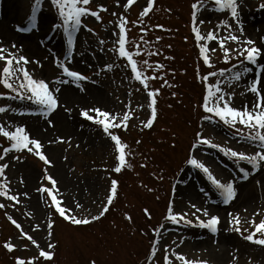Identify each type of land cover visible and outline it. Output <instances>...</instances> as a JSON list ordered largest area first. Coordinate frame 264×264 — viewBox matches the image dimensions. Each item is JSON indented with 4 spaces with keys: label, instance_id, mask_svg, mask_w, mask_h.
<instances>
[{
    "label": "rangeland",
    "instance_id": "1",
    "mask_svg": "<svg viewBox=\"0 0 264 264\" xmlns=\"http://www.w3.org/2000/svg\"><path fill=\"white\" fill-rule=\"evenodd\" d=\"M194 2L154 0L153 10L141 16L147 0H135L131 6H127L126 0H91L87 6L91 10L99 11L103 5L107 11L100 12V19L91 15L82 18L80 29L73 33V48L64 29L54 27L61 18L51 0H43L37 28L27 33L18 27L27 26L35 0H0V47L17 57H27L29 63L24 67L32 77L48 81L54 90L65 84L62 80L80 91L94 88L101 97L88 102V109L109 111L118 117L117 123L124 114L130 115L126 127L111 129L113 135L120 136L128 145L126 164L116 172L115 168L120 166L118 153L102 126L87 120L82 111L76 113L78 130L86 137L68 140L72 139L69 133L57 131L54 118L40 105L14 98L17 93L0 83V94H3L0 107L7 109L0 113V125L10 131L26 127L33 138L42 137L39 139L42 150L51 161L50 165L45 164L27 150H13L5 156L4 149L11 142L0 135V156H3L0 163L8 164L5 176L9 194L17 195L20 200L16 204L0 196V203L6 205L0 208V264H17L16 258L26 262L36 258L34 264H91L92 261L95 264H167L168 258L172 264H183L176 260L177 253L208 264H264V246L244 238L254 231L253 221L258 224L264 220V163L256 171L246 161L226 156L217 148L196 147L203 136L249 155L260 150L258 142L244 138L255 130L240 124L230 128L216 118L207 119L210 114L203 108V98L207 85L219 81L230 94L226 98L233 107L250 108L254 103L255 94L249 87L256 76L264 83L261 67L264 66V8L260 7L264 0H240L239 24L228 11L217 10L211 0H203V10L194 22L191 7ZM121 17L127 20V50L135 54L134 59L146 76L156 77L148 80L147 90L135 79L126 58L116 63L120 57L117 25ZM225 20L230 28L219 26ZM194 26L205 37L215 31L220 37L233 34L240 40L228 39L224 48L217 40L198 41ZM248 39L262 51L256 65L237 52ZM202 45L209 48L211 67L203 60ZM225 48L232 50L228 62ZM57 60L66 62L88 79L78 86L63 74ZM145 60L152 67L145 65ZM109 64L111 68L107 67ZM161 64L163 68L156 67ZM4 67L5 62L0 60V72ZM13 67L17 65L14 63ZM245 67L253 71L245 73ZM222 69L224 76L219 75ZM213 71L217 73L215 77L203 79ZM236 71L243 73L241 78L229 81ZM19 75L20 80L12 81L15 87L23 80V74ZM157 89V116L149 128L146 123L151 118L152 104L148 92ZM20 91L29 94L24 89ZM32 128L39 133L31 132ZM47 133L50 136H45ZM192 156L204 162L222 182L235 181L236 196L230 203L225 204L206 176L187 163ZM59 164L65 168L63 180L57 173ZM241 168L251 173L247 179L243 178ZM49 175L57 182L58 192L54 194L62 199V206L72 209L78 218L100 213L113 180L118 182L117 195L99 220L74 225L56 212L47 193L38 191L53 187L47 179ZM0 182H4L3 177ZM187 183L190 188H185ZM77 203L82 207L77 208ZM192 204L220 217L218 232L199 227L198 223L176 224L166 218L171 205L175 212L187 213L188 219L196 221L199 216L206 220ZM9 216L33 237L39 248L22 236ZM236 216L240 219L238 226L234 223ZM49 224L51 228L47 227ZM257 238H261L259 234ZM6 243L15 245L14 249L8 251ZM48 244L55 247L50 249ZM153 246L157 248L155 256L151 255ZM41 249L53 252V258L40 257Z\"/></svg>",
    "mask_w": 264,
    "mask_h": 264
},
{
    "label": "snow or ice",
    "instance_id": "2",
    "mask_svg": "<svg viewBox=\"0 0 264 264\" xmlns=\"http://www.w3.org/2000/svg\"><path fill=\"white\" fill-rule=\"evenodd\" d=\"M135 0H126L127 6H131ZM213 5L216 7L217 10L220 12L228 11L230 16L234 18L239 24V2L240 0H211ZM51 3L58 9V16L61 18V22L54 25V27L59 30L63 28L64 31L67 33V39L70 47L74 48V36L73 33L77 32L82 24V18L91 15L100 19V12L107 11V9L101 5L99 11H93L89 7H87L91 0H51ZM43 4V0H35V3L32 8L31 16L27 22L26 27H18V30L21 32H31L32 30L37 28V16L38 12L41 9ZM203 0H196L192 4V17L193 21L195 22L197 18V14L203 10ZM154 7V0H147V7L143 9L141 12V16H146L153 10ZM261 8H264V4L260 5ZM115 15V14H114ZM203 23V22H201ZM127 20L123 17L120 18L119 23L117 25L119 30V37H118V54L120 57L126 58L131 71L135 74V79L140 81L145 89L147 90L148 80L155 79L156 77H148L145 73L141 70L138 66V62L134 59V53L127 50V29H126ZM224 27H231L230 24L227 23V20L223 21L221 25ZM157 27L163 28V25H157ZM193 31L195 33V37L198 41L201 40H208L213 41L217 40L219 42L220 47H225L226 40L230 39L232 41H239L240 38L236 35L230 34L228 37H220L216 34L215 31H210L207 36L205 37L199 28L193 27ZM242 32V26L240 28ZM159 39V38H158ZM103 43V41H101ZM16 46L13 45V48ZM115 50V49H114ZM214 51V49L212 50ZM232 50L225 48V61L228 62L229 60V53ZM7 54L5 55V53ZM201 55L203 60L209 67H211L210 57L208 55L209 48L207 45H202L200 48ZM238 55L245 56L247 62L252 65H256L258 60L262 54L260 48L255 46V42L251 39L244 41L241 48L237 50ZM68 58H65L67 60ZM0 60L5 62V67L0 72V83H2L7 89H11L13 92L17 93V97L20 99H28L33 101L35 104L40 105L47 114H51L59 107V100L56 93L59 89H52L49 86V82L44 79H36L32 77V75L28 72L27 68L24 65L29 63L28 58L25 56H15L11 51H8L2 47H0ZM17 65V67H13V64ZM38 63V62H37ZM148 67H152V65L148 64V61L145 60L143 62ZM243 63V62H241ZM57 66L62 70L63 74L66 77L71 78L72 82H75L79 86V82L85 81L88 79L83 73L77 70H72L66 62H62L60 60L56 61ZM111 68L112 65L109 64L107 66ZM157 68H163L164 66L156 65ZM262 67V72H264V66ZM253 69L251 67H245L244 72H252ZM20 73L23 74V80L20 82L19 87H15L12 83L13 79L20 80ZM225 70H220L219 75L224 76ZM217 75L216 72H210L206 76L203 77L204 80H208L209 77H215ZM243 75L242 72L236 71L230 76L228 79L231 80H239ZM62 83H67L68 81L62 80ZM20 89H24L27 93L25 95ZM264 83H262L261 77L256 76L251 83L249 90L255 94V101L249 108L248 106H244L243 108H236L233 107L231 104L230 99L226 98L229 96V93H226L224 89L221 87V82L217 81L215 84L209 83L207 85L206 95L203 98V108L204 110L210 114L207 119L212 120L213 118L218 119L224 125L230 128H236L237 124L243 125L244 127L255 130L254 132L250 131L247 136H244L245 139L252 140L254 142L259 143V151L255 152L254 154H246L244 152H238L231 147H224L212 142L210 139L201 136L198 140L196 147L199 145H207L209 148H217L221 152H223L226 156L231 158L246 161L248 164L252 165L253 169L259 171L260 166L264 163ZM157 90H152L148 92V96L151 97V104H152V111H151V118L147 121L146 126L151 128L154 120L157 116L156 110V99L155 97L158 94ZM3 94H0L2 96ZM234 95V94H233ZM7 111L5 107H0V113ZM90 112L95 113V115L90 114ZM87 120L93 121L94 123L102 126L103 131L110 137V139L114 142L116 151L118 153V161L119 167L115 168L116 172H120L121 168L126 164V149L128 145L124 143L120 136L113 135L111 129L120 128L122 126L126 127V122L130 119L129 114H124L121 122L117 123L118 117L110 113L109 111H103L99 108L94 109H86L83 110L81 113ZM239 131V129H237ZM0 135L7 138L11 143L8 148L4 149V155L6 156L9 152L15 151H23L27 150L30 153H34L38 156L40 160H42L45 164H51V161L43 152V145L39 139H35L31 136V134L27 131L26 127H16L15 130H5L3 125H0ZM241 135L243 133L241 132ZM61 142L63 140L61 139ZM3 159V156H0V160ZM19 159V157H16ZM187 163L192 167L198 169L202 172L207 180L213 185L219 192V195L222 197L223 202L225 204L230 203L236 196V188H235V181L233 182H222V180L218 179L212 172V170L201 160L197 159L195 156H192L188 159ZM8 168L7 163H0V177L4 178V182H0V196L7 197L11 201H15L16 204L20 202L19 197L17 195H10L9 194V187L7 183V177L5 176V169ZM240 171L244 174L243 178L247 179L248 176L251 174L246 169L241 168ZM47 179L51 182L53 187H42L38 189V191L45 192L48 194L52 201V205L54 206L56 212L68 222L74 225H87L92 223L93 221L99 220L111 206L113 199L117 195V185L118 182L113 180L110 188V194L107 197L106 204L102 207L100 213L98 215H94L89 217L78 218L74 213L73 210L62 206L63 201L62 199L58 198L57 194L54 192H58L56 189V180L51 176H47ZM193 208L196 209V212L202 213L204 217L207 219H201L199 216H196V213H193L196 216V221L188 219L187 213H178L175 212L173 207L170 205L167 219L173 223L180 224H193L198 223L199 227L206 228L213 233L218 232L219 225H220V217L216 214L210 213L206 208L200 209L197 208L195 204L191 205ZM6 205L4 203H0V208H5ZM76 207H82L79 203L76 204ZM147 215L150 217V213L147 209L144 210ZM9 220L16 226L17 229H20L22 236L26 237L29 241L35 244L38 248L40 247L37 242L33 239L31 235L25 233L21 227V225L13 219L11 216L8 217ZM128 219L130 220L131 217L129 216ZM234 223L238 226L240 224V219L238 216L234 217ZM254 224V231L251 234L245 236L244 238L248 241L260 244L264 246V220H261L258 224L253 221ZM51 228L52 225L49 224L47 226ZM237 231H240L239 227L236 228ZM257 234L261 238H257ZM159 243L158 241L156 242ZM5 248L8 251H12L15 247L12 243H6ZM48 248H54L55 245L48 244ZM157 252V248L153 246L151 249V255L155 256ZM54 253L51 251H45L43 249L40 250L39 256L45 259H52ZM25 261L24 259L17 258V264H34V260ZM167 264H172L171 260L166 258ZM176 260L183 262V264H208V261L205 260H189L185 255L181 253L176 254ZM91 264H95V261H92Z\"/></svg>",
    "mask_w": 264,
    "mask_h": 264
},
{
    "label": "bare ground",
    "instance_id": "3",
    "mask_svg": "<svg viewBox=\"0 0 264 264\" xmlns=\"http://www.w3.org/2000/svg\"><path fill=\"white\" fill-rule=\"evenodd\" d=\"M58 89L59 92H57L56 94L59 96L60 99V104H59L60 107H58L55 110V112L51 113L50 115L48 114L50 117H52V119L54 118L55 120L56 123L55 129L59 132L66 131L67 133H69V136L72 137V139L69 138L68 140H73V138L81 139L80 137L82 138L86 137L85 133L79 132L78 130L76 120L74 118L75 114L80 113L84 109H88L90 106H87L86 104L91 101L93 102V99L96 100V98L101 94L98 93L94 88L93 89L90 88L89 90L87 89L86 91L88 93H86V91L84 90L80 91V88L75 87V85L73 86L72 83L61 84V86ZM31 132L39 133L36 128H32ZM51 132L52 134L51 133L50 134L53 135L54 133L52 130ZM50 134L47 133L46 135L45 134L44 135L50 136ZM38 139H42V137H38ZM57 173L60 179L64 177L65 168L62 164L57 165ZM67 186L68 185L65 184V187ZM190 187L191 186L188 183L185 185V188H190ZM219 210L220 209H218V212H220Z\"/></svg>",
    "mask_w": 264,
    "mask_h": 264
}]
</instances>
